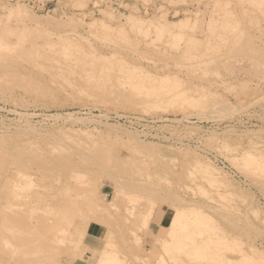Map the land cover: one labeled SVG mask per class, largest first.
I'll return each instance as SVG.
<instances>
[{"label": "rangeland", "instance_id": "rangeland-1", "mask_svg": "<svg viewBox=\"0 0 264 264\" xmlns=\"http://www.w3.org/2000/svg\"><path fill=\"white\" fill-rule=\"evenodd\" d=\"M228 1L0 0V264H264V0Z\"/></svg>", "mask_w": 264, "mask_h": 264}, {"label": "bare ground", "instance_id": "bare-ground-1", "mask_svg": "<svg viewBox=\"0 0 264 264\" xmlns=\"http://www.w3.org/2000/svg\"><path fill=\"white\" fill-rule=\"evenodd\" d=\"M221 1H223V3H224V6H227L228 7V4H229V1L228 0H221ZM220 0H215V2H214V8H213V13H214V11H216L215 13H214V15H215V18H213V17H211V15H210V20L208 21V26H211V25H213V23L215 24V21L214 20H218V19H216V16L218 17V16H222L223 15V12L225 11V12H227L225 9H226V7H224L225 9H222L223 7H222V2H221ZM228 1V2H227ZM251 1V0H250ZM261 1V0H260ZM227 2V3H226ZM246 3V2H245ZM253 3H254V1H253ZM222 7V8H221ZM222 9V11H219L218 9ZM228 9V8H227ZM222 12L221 14L222 15H219L217 12ZM231 10H229V12H230ZM224 12V13H225ZM229 12H227V14H228V16H230L231 14H232V12H231V14L229 15ZM226 15V14H225ZM224 16V15H223ZM159 17H161V16H159ZM225 17H227V15L226 16H224L223 17V20H224V22L223 21H221V22H223V23H221V24H225V23H227V24H229L228 23V21H230L229 20V18H227L226 20H225ZM160 19V18H159ZM220 19H221V17H220ZM233 19V18H232ZM219 21V20H218ZM227 21V22H226ZM234 22V21H233ZM237 22V21H236ZM135 23L136 24H141V25H146V28L144 29V33L145 34H150L152 31H151V29L153 30V31H155V34H157L156 32H158L159 33V29L160 28H162L163 26V24L164 25H166V27L165 28H163L164 29V32L167 34V36H168V38L169 37H171L170 39H172L173 41H175L176 43H175V46L176 47H179V41L182 39V31H181V29L182 28H184L187 24H188V20H184V19H182V18H180V19H177V21L176 22H170V21H168L166 18H165V16L163 15L162 16V18H161V20H159V21H148V22H146L145 20H143V19H136L135 20ZM134 23V24H135ZM163 23V24H162ZM227 24H225V26L227 25ZM232 24V23H231ZM230 24V25H231ZM220 26V25H219ZM222 26V25H221ZM224 27V26H223ZM231 27H233V26H231ZM236 27V26H235ZM105 28H109V27H105ZM225 28V27H224ZM227 28V27H226ZM162 30V29H161ZM120 32H121V30H119ZM163 32V31H162ZM161 32V33H162ZM172 41V42H173ZM175 77V76H174ZM166 79H168V78H166ZM173 79V78H172ZM171 79V80H172ZM173 81V80H172ZM173 83V82H172ZM175 83V82H174ZM253 141V140H252ZM252 141H250V142H252ZM245 156V155H244ZM250 156V155H249ZM244 159H246V158H244ZM247 159H248V161H247ZM247 159L245 160V161H247V162H249V166L252 164V160L254 159V157L251 159V164H250V160H249V158L247 157ZM258 159V158H257ZM256 159V160H257ZM256 160H254L255 161V163H256ZM261 160V159H260ZM254 161H253V164H254ZM198 162V161H197ZM257 162H258V160H257ZM245 164V163H244ZM196 165H198V164H196ZM209 165V164H208ZM208 165H207V167H208ZM246 165V164H245ZM260 163H258V167L260 168L261 166H264V165H260ZM195 166V165H194ZM199 166H201L200 164H199ZM198 166V167H199ZM247 166V165H246ZM204 169H203V174H206V171L208 172L207 174H209V170H207V168H206V165H204ZM211 166L209 165V167H208V169L210 168ZM253 167V166H252ZM192 167H190V169H191ZM195 168H196V166H195ZM195 168H193V169H195ZM203 168V167H202ZM201 168V169H202ZM255 167H253L252 169H254ZM262 169L264 168V167H261ZM197 169V168H196ZM195 169V170H196ZM199 169V168H198ZM200 169V170H201ZM211 170H213L214 168H210ZM258 169V168H257ZM261 170V169H260ZM214 171H215V169H214ZM186 172V171H185ZM194 172V171H193ZM205 172V173H204ZM246 172V171H245ZM260 172H262V171H260ZM195 173V172H194ZM200 173H201V171H200ZM213 173V174H212ZM209 176H211V178H212V176H214V174H216V172L214 173V172H212ZM190 174V173H189ZM261 174V173H260ZM188 175V174H187ZM191 175V174H190ZM194 175V174H193ZM263 175V174H262ZM200 176H202V175H200ZM208 176V175H207ZM206 176V177H207ZM206 177H205V179H206ZM260 177V176H259ZM210 177H208V179H209ZM214 178V177H213ZM207 179V180H208ZM215 179V178H214ZM212 181H213V179H212ZM211 181V179L208 181L209 183L210 182H212ZM207 182V181H206ZM214 182V181H213ZM212 182V183H213ZM215 182H216V179H215ZM212 183H210V184H212ZM208 184V183H207ZM215 184H217V183H215ZM214 185V184H213ZM212 185V186H213ZM220 195V194H219ZM197 217V216H196ZM65 231H67V230H65ZM67 233V232H66ZM103 259V257L101 256L100 257V259L99 260H101L102 261V259ZM111 259H109V260H107L108 262L110 261ZM98 262H100V261H98ZM111 262V264H112V262H113V260L112 261H110ZM109 262V263H110ZM107 263V262H106Z\"/></svg>", "mask_w": 264, "mask_h": 264}, {"label": "crops", "instance_id": "crops-1", "mask_svg": "<svg viewBox=\"0 0 264 264\" xmlns=\"http://www.w3.org/2000/svg\"><path fill=\"white\" fill-rule=\"evenodd\" d=\"M37 11H54L62 7V0H24Z\"/></svg>", "mask_w": 264, "mask_h": 264}, {"label": "built area", "instance_id": "built-area-1", "mask_svg": "<svg viewBox=\"0 0 264 264\" xmlns=\"http://www.w3.org/2000/svg\"><path fill=\"white\" fill-rule=\"evenodd\" d=\"M149 8L152 9V7H146L145 10L148 11L150 10Z\"/></svg>", "mask_w": 264, "mask_h": 264}]
</instances>
